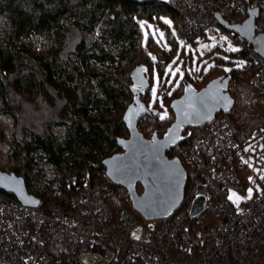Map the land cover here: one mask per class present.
Returning <instances> with one entry per match:
<instances>
[{
	"label": "trees",
	"instance_id": "obj_1",
	"mask_svg": "<svg viewBox=\"0 0 264 264\" xmlns=\"http://www.w3.org/2000/svg\"><path fill=\"white\" fill-rule=\"evenodd\" d=\"M185 12L182 0H170L169 5L163 0H0V113L21 132L9 151L15 163L0 170L22 177L27 192L44 206L68 197L73 179L106 181L103 160L122 151L116 138L128 137L122 117L132 101L131 67L147 65L151 86L154 66L161 76L172 55L145 34L144 25L171 17L176 26ZM71 31L81 38L63 55ZM169 39L176 49L179 41ZM239 52L246 60L240 68L225 72L212 67L203 73L201 67L182 78L200 89L217 76L231 74L228 92L234 105L229 115L246 136L264 122V93L249 83L257 66ZM208 73L213 74L210 80L198 85ZM149 89L140 97L149 110L152 107L143 117L166 120L168 114L165 119L153 115L154 106L161 109L157 102L150 103ZM182 89L179 80L170 94H163L165 105L166 98L170 104ZM203 131L204 126L187 128L183 135L190 136L166 151L169 158H179L189 178L192 168L185 162V151ZM46 169L50 177L42 184L38 180ZM128 200L127 191L115 185L106 198L113 212L131 209Z\"/></svg>",
	"mask_w": 264,
	"mask_h": 264
},
{
	"label": "built area",
	"instance_id": "obj_2",
	"mask_svg": "<svg viewBox=\"0 0 264 264\" xmlns=\"http://www.w3.org/2000/svg\"><path fill=\"white\" fill-rule=\"evenodd\" d=\"M182 1L175 38L211 49L230 42L257 66L249 83L264 93V57L220 25H242L256 9L253 34L264 36V0ZM203 126L185 151L192 173L182 203L162 218L144 220L132 207L111 211L107 177L73 179L72 193L47 206L0 191V264H264V122L241 136L227 111Z\"/></svg>",
	"mask_w": 264,
	"mask_h": 264
},
{
	"label": "water",
	"instance_id": "obj_3",
	"mask_svg": "<svg viewBox=\"0 0 264 264\" xmlns=\"http://www.w3.org/2000/svg\"><path fill=\"white\" fill-rule=\"evenodd\" d=\"M127 1L141 4L148 0ZM257 14L256 9L251 10L249 18L239 26H231L224 21H220V25L244 37L264 57V36L254 37L253 34ZM147 74L145 64H137L130 72L132 101L122 117L129 135L116 138L122 151L104 159L103 166L106 177L127 191L132 209L149 221L170 215L180 206L184 196L187 172L179 158H169L166 151L190 136V132L183 135L187 128L201 127L219 112L230 111L234 100L228 92L229 73L213 78L200 89L182 78V94L169 104L174 120L161 137L153 133L146 138L137 124L144 115L151 113L140 99L150 86ZM157 114L158 111L154 110L153 115ZM173 137L177 139L173 140ZM137 184L141 186V192L137 191ZM0 191L25 205L39 203L37 197L27 192L23 178L14 173L0 170Z\"/></svg>",
	"mask_w": 264,
	"mask_h": 264
},
{
	"label": "rangeland",
	"instance_id": "obj_4",
	"mask_svg": "<svg viewBox=\"0 0 264 264\" xmlns=\"http://www.w3.org/2000/svg\"><path fill=\"white\" fill-rule=\"evenodd\" d=\"M160 23H156V21H148L146 25H144V31L147 35L150 33L156 40H159V45L161 50H165L166 52H170L172 55L168 59L166 65L163 67L162 74L158 73L157 68L154 66L152 72V80L151 86L149 89V97L150 103L157 102L158 106L160 107L161 111L154 106L153 108L157 110L159 113L156 115L159 118L161 115H165L167 118L166 120H157L153 122L151 118H144L141 120L139 124V131L144 135L146 138H150L153 133H156L157 136L160 133L166 131V127H168L169 122L171 123L174 120L171 111H169V98L165 99L166 105L163 100V94H169L174 88L179 85V80L181 81L182 76L185 72L191 73L192 71H196L203 67L202 72L206 73L212 67L217 69H221L225 71V69H234L240 68L245 63L246 60L240 54L239 50L231 51V48L238 49L236 46L232 45L230 42L226 41L222 44L220 49L211 47H206L203 44L193 45L190 43H181L179 42L176 49L172 48V41L169 39L170 37L175 35V23L174 19L171 17H160ZM81 35L78 34L76 31H71L68 39V43L64 49L63 55L68 54V52L72 51L76 44L79 42ZM38 49V48H37ZM209 54L206 55L205 51L209 50ZM158 59L154 58V62ZM219 61V62H218ZM131 67V66H130ZM129 67V68H130ZM128 68V67H127ZM132 69L134 68L131 67ZM131 69V70H132ZM169 69L171 71H169ZM179 70V71H177ZM131 72V71H130ZM227 72V71H225ZM171 73H176L172 75ZM182 74V75H181ZM193 75V74H192ZM210 74L203 76L200 81H198V85H203L208 82L211 78ZM244 76V75H243ZM148 79H150V74H147ZM150 81V80H149ZM155 89L156 91V99L154 101L152 96V90ZM178 92L175 91L173 95L177 94ZM152 107L150 108V110ZM171 110V109H170ZM124 114V113H123ZM20 130L15 128L10 117L2 115L0 113V167L8 168L10 164H13L14 160L9 157L10 150L14 145V141L16 140V136H20ZM129 135V134H128ZM50 170H45V177L38 180L40 183H44L50 177ZM138 192H141V188H137ZM249 195L247 192L244 195L237 196L238 198L242 199ZM58 197V196H57ZM60 197V196H59ZM236 197V198H237ZM235 198V202L237 199ZM129 203V200H128ZM127 204V202L125 203ZM99 264V263H95Z\"/></svg>",
	"mask_w": 264,
	"mask_h": 264
},
{
	"label": "snow or ice",
	"instance_id": "obj_5",
	"mask_svg": "<svg viewBox=\"0 0 264 264\" xmlns=\"http://www.w3.org/2000/svg\"><path fill=\"white\" fill-rule=\"evenodd\" d=\"M222 39H226V37H222ZM231 51H237L238 49H235V48H231L230 49ZM169 71H171L170 69H169ZM177 71H179V70H177ZM225 71H230V69H225ZM172 75H175L176 73H171ZM182 75V74H181ZM170 94V93H169ZM152 96H153V99H154V101H155V99H156V91H155V89H153L152 90ZM225 111H227V107L225 106ZM197 115H199L198 113H197ZM166 118V116L165 115H161L160 116V119H165ZM175 139H177V137H173V140H175ZM251 192V190H249V193ZM235 196V193H233L231 196H229V199H233V197ZM237 200L239 199L238 197L236 198ZM235 202V201H234ZM138 238V237H137Z\"/></svg>",
	"mask_w": 264,
	"mask_h": 264
}]
</instances>
